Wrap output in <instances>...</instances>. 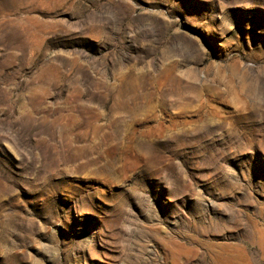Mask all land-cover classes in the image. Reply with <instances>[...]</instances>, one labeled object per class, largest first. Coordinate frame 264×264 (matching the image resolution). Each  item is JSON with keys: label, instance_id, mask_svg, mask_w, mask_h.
I'll use <instances>...</instances> for the list:
<instances>
[{"label": "rangeland", "instance_id": "obj_1", "mask_svg": "<svg viewBox=\"0 0 264 264\" xmlns=\"http://www.w3.org/2000/svg\"><path fill=\"white\" fill-rule=\"evenodd\" d=\"M0 264H264V0H0Z\"/></svg>", "mask_w": 264, "mask_h": 264}]
</instances>
